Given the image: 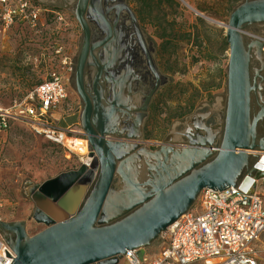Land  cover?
<instances>
[{"label":"water","instance_id":"water-1","mask_svg":"<svg viewBox=\"0 0 264 264\" xmlns=\"http://www.w3.org/2000/svg\"><path fill=\"white\" fill-rule=\"evenodd\" d=\"M111 1H119L122 14L138 27L126 0ZM76 18L83 32L76 67L77 90L87 109L81 119L65 118L60 126L65 129L82 125L89 149L97 157V171L80 167L31 187L33 219L46 229L30 238L24 223L1 222L0 235L16 256L13 264H119L128 251H140L142 259L146 249L163 245L160 238L190 213L202 191H222L238 187L246 179H264L260 168L264 157L259 160L264 148L257 152L250 144L251 140L255 142L256 122H250L251 57L244 46L245 36L256 37L247 33V28L264 25V0L238 6L226 28L230 59L225 120L221 102L217 105L219 111L208 121V109L204 108L187 118L184 125L173 128L157 151L140 145L150 99L156 90L147 93L146 102L138 107H130L124 100L119 103L132 112L133 124L114 135L118 141L109 140L112 133L106 130L116 110L105 121L95 111L100 122L97 131L93 129V110L83 87L88 56L93 55L92 37L82 13ZM263 48L264 43L258 45L260 54ZM145 66L148 74L160 76L156 66L149 68L148 60ZM223 121L224 126L215 130V125H223ZM196 125L202 128L201 133ZM172 135L179 137L181 148L168 145ZM183 136L188 137L187 141Z\"/></svg>","mask_w":264,"mask_h":264},{"label":"rangeland","instance_id":"rangeland-1","mask_svg":"<svg viewBox=\"0 0 264 264\" xmlns=\"http://www.w3.org/2000/svg\"><path fill=\"white\" fill-rule=\"evenodd\" d=\"M126 1L143 32L159 47L158 63L170 82L154 98L146 137L140 142L141 147L150 149L155 142L163 144L180 123L184 125L179 121L212 102L217 106L227 94L230 49L226 28L232 12L251 0ZM55 12L58 14L45 11L36 28L15 25L1 41L0 108L23 102L52 73L64 81L74 79L82 31L74 15ZM67 94L66 112L71 113L80 101L69 87ZM79 168L64 147L36 135L28 126L13 125L0 132V218L4 223H24L30 238L43 232L46 227L33 219L31 187ZM263 183L258 188L264 200ZM192 213L201 214L198 204ZM162 246L146 249L147 259H154ZM254 249L264 264V235ZM119 264L126 263L121 260Z\"/></svg>","mask_w":264,"mask_h":264},{"label":"built area","instance_id":"built-area-1","mask_svg":"<svg viewBox=\"0 0 264 264\" xmlns=\"http://www.w3.org/2000/svg\"><path fill=\"white\" fill-rule=\"evenodd\" d=\"M45 11L49 10L41 9L33 0H0V43L17 24L38 27ZM68 81L52 73L23 102L9 109L0 108V132L13 125L28 126L36 135L64 147L78 166L97 171V157L90 151L80 125L65 129L60 126L63 119L73 117L66 112L65 105ZM73 144L77 151L70 148ZM247 180L222 191H202L196 203L201 214L195 215L191 210L170 226L154 259H147L146 251L142 259L140 251H128L123 261L126 264H261L254 245L264 235V200L258 191L264 179L253 178L254 185L245 190L243 185ZM1 222L0 218V225ZM15 259L14 251L0 235V264H13Z\"/></svg>","mask_w":264,"mask_h":264},{"label":"flooded vegetation","instance_id":"flooded-vegetation-1","mask_svg":"<svg viewBox=\"0 0 264 264\" xmlns=\"http://www.w3.org/2000/svg\"><path fill=\"white\" fill-rule=\"evenodd\" d=\"M33 2L50 9L49 11L68 12L74 15L75 18L80 12L90 29L92 37L90 47L93 50L90 51L93 52V55L88 56L83 87L92 106V126L95 131H97L99 126V116H102L103 121H105V118H108L116 110V117L112 125H108L106 130L112 133L108 137L109 140L118 141L119 139L114 135L133 124L132 112L119 103L124 100L130 107H138L146 102L145 95L156 90V93L150 99L148 107V117L143 135L145 139V128L150 119L154 98L166 86L170 85V82L164 75L160 63H158L159 47L153 39L143 32L137 16L135 15L139 24L138 27L130 20L128 15L122 14L119 1L33 0ZM263 29V25L248 27L247 31L256 37L248 36L244 44L246 51L251 57L249 71V86L252 89L250 93V122L251 125L256 122L255 142L253 143L251 140L250 144H254L257 152L264 148V48L262 50L263 53L260 54L258 51V45L264 43ZM147 60L149 68L152 69L156 66L160 76L148 74L147 65L145 66V61L147 62ZM153 60L155 65H153ZM76 67L74 79L68 81V87L78 96L80 106L72 111L70 115L73 117L78 116L81 119L86 112L87 105L78 94ZM221 98V114L222 119L225 120L227 94ZM214 103L212 102L211 104ZM95 111H98L99 116L95 117ZM185 121L179 122L185 123ZM223 126L224 121L223 125H215L214 129L219 130ZM80 130L86 136L82 125H80ZM196 131L201 133L202 128L196 125ZM204 137L207 140L210 138L207 134ZM182 139L187 141L188 137L183 136ZM221 139L222 135L220 136L219 145L221 144ZM155 143L157 144L150 145L148 150L157 151L164 145V141L163 144Z\"/></svg>","mask_w":264,"mask_h":264},{"label":"crops","instance_id":"crops-1","mask_svg":"<svg viewBox=\"0 0 264 264\" xmlns=\"http://www.w3.org/2000/svg\"><path fill=\"white\" fill-rule=\"evenodd\" d=\"M217 106H215V104H208V105H206V109H208V112H207V114H206V119H207V121L209 120V119H212L213 118V116L215 115V113H217L218 111H219V108L217 107ZM210 111V112H209ZM204 117H205V115H204ZM204 117H202V118H204ZM204 120V119H203ZM202 120V121H203ZM61 123V122H60ZM173 137H172V141L168 144L169 146H171V147H173V148H181L182 146L180 145V143H179V141L180 140H178V138L179 137H177V135H176V137H175V135H172ZM259 191V190H258Z\"/></svg>","mask_w":264,"mask_h":264},{"label":"bare ground","instance_id":"bare-ground-1","mask_svg":"<svg viewBox=\"0 0 264 264\" xmlns=\"http://www.w3.org/2000/svg\"><path fill=\"white\" fill-rule=\"evenodd\" d=\"M70 148H71L72 150H74V151H77V146H76L75 144L71 145ZM262 157H264V155L261 156L259 160H261ZM260 168H261L262 170H264V158H263V160H262V163H261V165H260ZM253 184H254L253 181H251V180H247V181H246V184H245V187H246L245 190L250 189V187L253 186Z\"/></svg>","mask_w":264,"mask_h":264},{"label":"trees","instance_id":"trees-1","mask_svg":"<svg viewBox=\"0 0 264 264\" xmlns=\"http://www.w3.org/2000/svg\"><path fill=\"white\" fill-rule=\"evenodd\" d=\"M150 1H153V0H150ZM149 5L148 4H146V7H148Z\"/></svg>","mask_w":264,"mask_h":264}]
</instances>
